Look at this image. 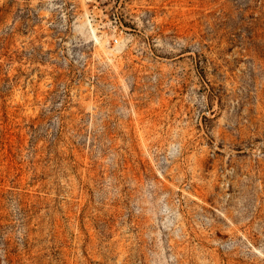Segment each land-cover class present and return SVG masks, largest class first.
Masks as SVG:
<instances>
[{
    "label": "rangeland",
    "instance_id": "rangeland-1",
    "mask_svg": "<svg viewBox=\"0 0 264 264\" xmlns=\"http://www.w3.org/2000/svg\"><path fill=\"white\" fill-rule=\"evenodd\" d=\"M0 264H264V0H0Z\"/></svg>",
    "mask_w": 264,
    "mask_h": 264
}]
</instances>
